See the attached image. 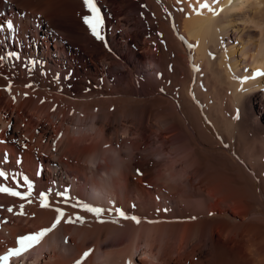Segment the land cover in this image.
I'll return each instance as SVG.
<instances>
[{
    "label": "bare ground",
    "instance_id": "6f19581e",
    "mask_svg": "<svg viewBox=\"0 0 264 264\" xmlns=\"http://www.w3.org/2000/svg\"><path fill=\"white\" fill-rule=\"evenodd\" d=\"M15 1L3 9L0 0V12L15 11L23 0ZM44 1L46 17L55 0ZM110 1L120 2L98 29L106 44L91 38L99 54L74 71L49 15L17 9L12 23L3 12L18 35L0 40V189L19 195L0 191V258L19 251L7 264H264V0H95L100 16ZM81 5L83 23L93 13ZM125 47L130 59L117 53ZM107 61L118 81L99 73ZM37 89L57 101L35 100ZM66 101L85 104L73 121L82 133L92 124L91 135L62 131ZM36 115L54 122L35 126ZM113 151L124 165L119 180L87 167L89 155ZM78 200L105 211L97 216Z\"/></svg>",
    "mask_w": 264,
    "mask_h": 264
},
{
    "label": "rangeland",
    "instance_id": "374dc122",
    "mask_svg": "<svg viewBox=\"0 0 264 264\" xmlns=\"http://www.w3.org/2000/svg\"><path fill=\"white\" fill-rule=\"evenodd\" d=\"M8 1L9 0H2V2H1V6L3 7V9L5 8V6H8ZM10 1H12V0H10ZM13 1H15V0H13ZM33 1H34V3H33ZM56 1V2H55ZM55 1H53L54 3H50V4H55V6H54V9L53 10H48V12H47V14L49 15H47L46 17H47V19H46V17L42 14V13H39V10L41 9V8H43V7H45L46 6V1H44V0H42V1H39V0H23V1H19V2H17L16 3V5H15V3H14V5H15V7H16V10L15 11H13V12H9V13H7L6 11V9L5 10H3V11H1L0 12V31H1V33H0V40L1 39H4V40H7L8 39V36H11V37H15V34H17V32L14 30V28H13V30H8L7 28H6V25H7V22H9L10 20H8L9 19V17L12 19V23H13V20H15L16 19V16H18V13H20V12H17V11H19V10H17V9H25V11H26V13L27 14H36L37 16H41V17H43V18H45L46 20H47V22H48V24H49V26H50V28H51V30L54 32V34H55V36H56V38H58L60 41H61V43L59 44V46L62 48V45H63V47L65 48V49H67L68 51H67V55H70L71 56V59H73L72 60V68L70 69V70H72V71H74L75 70V66L77 65V68H80V69H84L83 68V66H82V64H84V62L85 61H87L86 63H85V65L84 66H86V68L87 69H89L90 68V62H89V57L90 56H92V55H98L99 53H98V48L97 47H94L93 46V44L91 43V41H92V39H95V40H98V39H96V37L94 36V35H92L91 34V37H90V33H89V31L85 28V29H83V26H84V24L82 23V19H81V22H80V18H81V7H82V5H81V0H55ZM16 2V1H15ZM28 2V3H27ZM64 2V3H63ZM119 2L120 1H110V2H107V3H105L103 6H102V12H101V18H102V20H103V18L106 16V13L107 14H109V15H112V16H114V15H116L117 14V8L119 7ZM48 3V2H47ZM75 3V4H74ZM80 3V4H79ZM32 4V5H31ZM38 6H37V5ZM69 4H70V6H69ZM18 5V6H17ZM48 5H49V3H48ZM60 5V6H59ZM68 5V6H67ZM72 5V6H71ZM75 7H74V6ZM23 6V7H22ZM80 6V7H79ZM20 7H22V8H20ZM34 7H36V8H34ZM41 7V8H40ZM58 7V8H57ZM70 7V8H69ZM27 8V9H26ZM32 8V9H31ZM65 8V9H64ZM78 8H80V9H78ZM31 9L32 11H29V10ZM58 9H60V10H58ZM69 11H68V10ZM77 11H76V10ZM66 10V11H65ZM59 11V12H58ZM63 11V12H62ZM76 11V12H75ZM8 14V19L6 18V17H3L5 14ZM38 12V13H37ZM61 12L63 13V14H61ZM64 12H66V13H64ZM77 12H79V13H77ZM14 13V14H13ZM16 13V14H15ZM6 14V15H7ZM41 14V15H40ZM80 14V15H79ZM13 15V16H12ZM77 17H76V16ZM59 17V18H58ZM73 17V18H72ZM79 17V18H78ZM4 18H6V21H3V23H2V20H4ZM58 18V19H57ZM90 18V17H89ZM88 18V19H89ZM77 19L79 20V21H77ZM90 19H92V18H90ZM75 20V21H74ZM15 22V21H14ZM51 22V23H50ZM104 22V21H103ZM53 23V24H52ZM6 24V25H5ZM107 26H108V23H107ZM15 27V26H14ZM62 27V28H61ZM68 29H67V28ZM67 29V30H66ZM107 29H108V27H107ZM65 30V31H64ZM123 30H125L126 31V33L128 34V31H127V29H123ZM66 31H67V33H66ZM108 31V30H107ZM31 32V31H30ZM30 32H28L27 34L30 36L31 35V33ZM69 33H71V35H73V36H77V37H79V40L78 41H72L69 37H68V34ZM14 34V35H13ZM107 34H108V32H107ZM18 35V34H17ZM93 36V37H92ZM103 37V36H102ZM92 38V39H91ZM106 38H104L103 37V41L102 40H100L101 41V43H105V42H107L106 40H105ZM137 39V38H136ZM100 41H99V45H100ZM70 44V46H68ZM106 44V43H105ZM104 44V45H105ZM108 45H106V48H108L107 47ZM43 48H44V45H43ZM63 48V49H64ZM108 50V52H109V49H107ZM114 52V51H113ZM117 53L118 54H121L122 56L124 55L125 56V58L126 59H130V55L128 54V50H126V47H125V49H122V50H118L117 51ZM69 56V57H70ZM114 56V55H113ZM140 56V55H139ZM139 59H140V61L142 62V63H145L146 64V62H147V60L145 59V58H140L139 57ZM142 59V60H141ZM109 60H111L110 58H109ZM100 66V68H98V71H99V73L101 74V75H103L102 77L103 78H105L107 81H112V80H116V81H118L119 80V77L121 76L120 74H118V73H116L115 71H116V67L115 66H111L110 65V62L109 61H107L106 62V64H105V67H103V66H101V63L99 64ZM126 74L129 72V70H131L132 68H133V65H132V63L130 62V61H127L126 62ZM151 67H153V64L152 65H150ZM132 67V68H131ZM152 73H154V72H152ZM79 78L82 80L83 79V76H84V73H82V71L79 73ZM54 80V82H55V80H57L56 82H59V80L58 79H52V81ZM32 86V85H31ZM33 87V86H32ZM38 91H39V94L37 93L36 95H35V100H40L41 101V99H43L44 98V100H42V102H44V103H46L47 102V104H48V102H49V105L50 104H53L52 103V101H57V98L58 97H56V95L52 92V93H49V94H44L43 92L42 93H40V90L39 89H37ZM37 91V92H38ZM72 91H75V92H77L76 94H85L86 96L87 95H90L91 93H89V92H86L85 93V91H82V89H80V88H78V89H73ZM94 92H96V91H94ZM42 94V95H41ZM65 95V94H64ZM52 96V97H51ZM62 96H63V94H62ZM43 97V98H42ZM63 97H65V96H63ZM50 98V99H49ZM50 100H52V101H50ZM46 101V102H45ZM65 101V100H64ZM68 102V103H67ZM58 104V103H57ZM56 104V105H57ZM78 104V106H80L81 105V107H80V109H78L79 107L78 106H76V104H73V103H69V101H66V102H64V106H66L67 107V111L66 112H71L70 114H67V116H68V118H67V116L65 117V121H63V126H64V128H62V129H64V130H62L63 132H65V130H66V132L69 130V131H72L73 129H72V126L74 125V115L76 114V112H79V111H83V109L85 108H83V106H85V104H81L80 103V105H79V103H77ZM27 105L28 104H26V105H24L25 107H23V109L21 110L24 114H28L26 111H27ZM72 105V106H71ZM131 105V106H130ZM29 106V105H28ZM137 106V107H136ZM142 105L141 104H135L134 102H130V104H128L127 105V107H130L129 109H130V111H134L135 110V112H139V110L140 111H142V109L143 108H140ZM77 107V108H76ZM71 108V109H70ZM132 108H133V110H132ZM136 108V109H135ZM137 108H139V109H137ZM79 111H78V110ZM126 109V111L128 110L127 108H125ZM129 111V110H128ZM52 114V113H51ZM29 115V114H28ZM38 115V114H37ZM35 116V117H31V119H32V121L33 122H35V126H37L38 124H41V125H44V126H47V125H49L50 126V124L48 123V118H49V120L51 121V122H54L53 121V119H52V117H53V115H50L48 118H47V120H46V122L44 121V120H41V119H39L38 118V116ZM71 115H72V118H71ZM37 118V119H36ZM71 118V119H70ZM130 119H131V121H130ZM68 120V121H67ZM71 120L73 121L72 123H71ZM133 120H132V118L130 117H127V120H126V124H129L130 122H132ZM128 122V123H127ZM38 123V124H37ZM124 123V122H123ZM71 124H73V125H71ZM70 128V129H69ZM68 129V130H67ZM107 131V135L109 136V134H110V130L108 129V130H106ZM132 131V133H135V130L134 129H132L131 130ZM146 136V135H145ZM153 136H154V134H153ZM152 137V136H151ZM151 137H149L150 139H152ZM148 138V139H149ZM149 139V140H150ZM149 150H153L154 148H152L151 146L148 148ZM42 168V165H41V163L38 161L37 162V168ZM40 168V169H41ZM43 169V168H42ZM42 169L40 170V175H41V172H42ZM42 182L43 183H41V184H44L45 182H46V180L44 179V177H43V180H42ZM251 209H254L255 207L253 206V207H250Z\"/></svg>",
    "mask_w": 264,
    "mask_h": 264
},
{
    "label": "snow or ice",
    "instance_id": "6c2138e0",
    "mask_svg": "<svg viewBox=\"0 0 264 264\" xmlns=\"http://www.w3.org/2000/svg\"><path fill=\"white\" fill-rule=\"evenodd\" d=\"M84 4L87 5V7L89 8L90 12L93 13V18L92 19H85V23L88 25V27L91 29V32L92 34L96 37V39L98 40H102L103 37L100 35V32L98 31V29L100 28L101 26V23H102V18L100 16V13H99V10L95 4V0H83ZM202 7L204 8H208L210 7L209 4L207 3H203L201 5ZM213 14H215V11L213 10ZM7 29L8 30H13V25L11 22H8L7 23ZM0 177H5V173L0 171ZM0 191L2 192H5V193H8L10 195H13V196H16V195H19V193L15 192V191H12L11 189L5 187V188H2L0 189ZM45 194H41V199H42V202H43V197H44ZM63 195V194H61ZM77 204H80L84 210L88 211V212H92L93 214L99 216L100 214H102L105 210L100 208V207H93V206H90L88 204H84L82 202H80L79 200L77 201ZM46 206V205H45ZM9 211H11V209H9ZM58 211V215L59 216H63V213L60 212V210H57ZM117 214L122 217V218H127L125 216V213L123 212V210H120V209H117ZM79 219V218H77ZM132 219L136 220L135 217H132ZM60 222L59 219H57L51 228H46V229H43L41 230L39 233L37 234H34V235H29V236H26L24 238H22L20 241H19V244L21 245L22 248H25L26 250V243H38L40 239H42L48 232H50L53 228L56 227V225ZM71 222V221H69ZM138 222V220H137ZM20 255V252L19 251H10L6 256H3L2 258L0 259H3V261L5 262V264H7L9 258L13 255ZM87 255V254H85ZM78 264H80V262H78Z\"/></svg>",
    "mask_w": 264,
    "mask_h": 264
},
{
    "label": "clouds",
    "instance_id": "9594fccd",
    "mask_svg": "<svg viewBox=\"0 0 264 264\" xmlns=\"http://www.w3.org/2000/svg\"><path fill=\"white\" fill-rule=\"evenodd\" d=\"M86 127L89 129V131L82 133L75 125H73V135L77 137L91 135L94 130V126L92 124H88ZM104 148L107 150L108 146L105 145ZM118 161L119 153L116 151L111 152L110 157L108 155H97L94 153L86 158L87 167L95 170L98 168V166H104L105 171H103L101 174L105 177H110L112 180H119L123 172L124 165L122 163H118Z\"/></svg>",
    "mask_w": 264,
    "mask_h": 264
}]
</instances>
